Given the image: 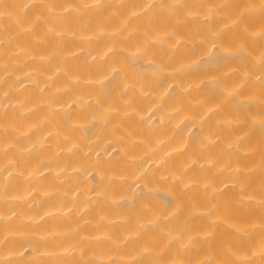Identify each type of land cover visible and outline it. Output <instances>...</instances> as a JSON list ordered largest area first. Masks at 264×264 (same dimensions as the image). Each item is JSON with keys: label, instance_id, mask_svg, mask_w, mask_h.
I'll return each mask as SVG.
<instances>
[{"label": "bare ground", "instance_id": "1", "mask_svg": "<svg viewBox=\"0 0 264 264\" xmlns=\"http://www.w3.org/2000/svg\"><path fill=\"white\" fill-rule=\"evenodd\" d=\"M0 264H264V0H0Z\"/></svg>", "mask_w": 264, "mask_h": 264}]
</instances>
